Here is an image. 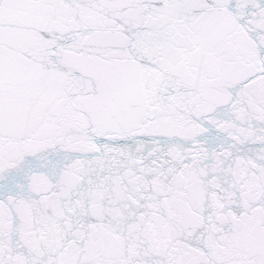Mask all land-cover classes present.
<instances>
[{"label": "snow or ice", "instance_id": "obj_1", "mask_svg": "<svg viewBox=\"0 0 264 264\" xmlns=\"http://www.w3.org/2000/svg\"><path fill=\"white\" fill-rule=\"evenodd\" d=\"M0 264H264V0H0Z\"/></svg>", "mask_w": 264, "mask_h": 264}]
</instances>
